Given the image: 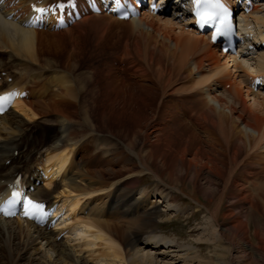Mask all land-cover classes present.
I'll return each mask as SVG.
<instances>
[{
    "label": "bare ground",
    "instance_id": "1",
    "mask_svg": "<svg viewBox=\"0 0 264 264\" xmlns=\"http://www.w3.org/2000/svg\"><path fill=\"white\" fill-rule=\"evenodd\" d=\"M11 1L3 7L6 15L26 11L31 2L18 0L10 8ZM260 10L255 7L247 20L264 30ZM6 15L0 16V56L6 58L0 61V72L13 79L3 86L28 95L0 117V190L18 174L33 184L37 174L29 161L44 150L49 181L54 175L60 180L51 194L39 187L35 197L48 200L58 189L74 195L66 196L69 211L80 207L85 216L75 219L76 228L69 225L72 232L81 243L104 244L111 251L106 257L123 263V256L126 264H159V256L147 246H164L160 255L174 253L164 238L147 236L144 247H138L137 237L150 233L146 230L160 213L152 204L147 207L149 196L159 194L169 215L168 209L179 201L178 192L197 205L195 211L208 213L207 224L218 245L211 243L213 254L202 264H264V94L252 92L238 76L264 77V56L249 73L242 66L251 65L245 56H221L171 11L128 22L91 15L51 33L52 43L77 50L78 37L92 32L100 50L112 36L122 41L116 54L128 58L133 68L116 75L113 64L105 67L107 60L100 68L87 64L80 75L69 54L61 65L58 56L43 61L42 32L24 29ZM263 30L254 43L264 41ZM16 66L22 71L7 73ZM105 91L127 94L132 101H104ZM49 115L55 132L36 142L26 121ZM146 174L155 179L156 192L143 189L131 200L132 189ZM126 217L128 222H119L130 226L129 232L115 222ZM7 221L0 219V264H30L32 251L41 253L47 264H89L76 257L68 241H57L55 232ZM180 249L183 257L195 254L191 245Z\"/></svg>",
    "mask_w": 264,
    "mask_h": 264
},
{
    "label": "rangeland",
    "instance_id": "2",
    "mask_svg": "<svg viewBox=\"0 0 264 264\" xmlns=\"http://www.w3.org/2000/svg\"><path fill=\"white\" fill-rule=\"evenodd\" d=\"M49 2H51V1H49ZM263 12H264V10L263 11L260 10L259 16L264 15V14H262ZM251 22H253V21L251 20ZM256 25L258 27H261L258 24H256ZM37 32H39V31H37ZM263 32H264V30H263ZM49 35H50V33H48V32H42V34H40V36L42 38V42L44 41L41 44L42 52L44 53L42 56L43 61L48 62L50 60V58L58 56L59 58H57L56 60L59 63V65H61L64 58L69 54L70 56H72L73 61L78 65V71H81L82 69L84 71V67L87 64L93 65L92 67H94V68L95 67L100 68L101 65L104 64L107 60H109V61H108V63H106L105 67L107 68L109 66V64H111V65L113 64L112 65L113 66L112 67V73L116 74V75L121 74L122 72H124L125 69L130 70L133 68V64L131 63V61L125 57H123V59H122V61L124 62V66L126 65L124 67V70L122 69L120 71V68H118L116 66L115 54L121 50V43H122V41L118 38H114L112 36L107 37L104 40V42L102 43V47L100 48V50H101L100 51L99 48L95 49V46H94L95 45L94 42L96 41V37L93 35L92 32L91 33L86 32L85 34L80 35L78 37V43L79 44L77 46V50L72 49L73 50L72 51L71 48L68 47L67 45H58L56 42L52 43L53 42L52 39H54V38L50 37ZM76 36H78V35H76ZM256 36H258V35L256 34ZM249 55L250 54H248L247 56H249ZM254 55H256V56H254L253 58H248V59L246 58L247 61H250V63H252L250 66L249 65L245 66V64L242 65V62H240L241 65L243 66V68L245 70H247V72H249V73L253 70H256L255 64L257 63L259 57L264 56L263 53H255ZM247 56H245V57H247ZM4 57L5 56L1 55L0 61L6 62V58H4ZM97 65H98V67H97ZM15 68H16V70L15 69H11V70L9 69L10 71L8 70L7 72L8 73L9 72L16 73L17 69L22 71V69L19 68L18 66H16ZM114 71H116V73ZM78 73L79 72H77V74ZM2 74H5V73L0 72V76H2ZM235 74H237V73H235ZM103 75H105V72ZM242 75H243L242 72H238L239 78L241 76L242 80L245 81V84H246V80H245L246 77H244ZM81 77L82 76H80V78ZM103 79H106V78L103 77ZM236 82H238V81H236ZM3 87L5 88V86H3ZM100 88H102V87L100 86ZM102 97H103L104 101L110 100L113 102V104H115V103L118 104V103H122V102L126 103V102L132 101V97H130L129 95H127V94L115 95V94H113L112 91L102 92ZM117 109H118V105H115L114 110L112 112H114V114H116ZM26 122H27V125L32 128L36 142H40L41 140L49 138L55 132V126H54V124H52L53 123V116L52 115H49L47 118L42 119V120L39 118H34L33 120H27ZM42 122H44V123H42ZM43 153H44V150L40 151L39 153L32 154L31 159L29 161L30 166L32 168H34L36 174L38 173V171H37V169H35V166L38 163L33 162V164H32V161L33 160L36 162L42 161V160L44 161L45 157H43ZM45 161H44V164H42L41 166L46 165ZM59 177L56 178V176L54 175V179H52L51 181L48 180L50 184L47 185L45 183V187H47V189H44L43 187H41V188L45 192H49L51 194L52 191H54V189L56 188L55 185H57V183H59V182H57L60 180ZM53 186H54V188H53ZM143 189L147 190V192H152V193L156 192V181L149 174H146V175H144V177H141V183L132 189L134 191V193H133L134 195L132 196L131 200H134V199L140 197L139 193ZM60 190L62 191V189H58L56 193H53L50 196V198L48 200H50V199H54V200L52 202H50L49 204H53L54 202H58V201H62L63 204H66V203L68 204V202H69L68 198L69 197L73 198L72 196H74V195L71 194V196H69L70 194L68 193V190H66V192H64V193H63V191H65V190H63L62 192ZM61 193H63L64 195ZM176 193L178 194L179 201L176 202L171 208L168 209L167 212H169V215H165L166 214V210H165L166 204L163 203L164 200H163V198H160L159 194H157V195L151 194V196H149V198H148L149 201H148L147 207L151 206V204H152L153 206H156V211L160 212V213L153 217L154 218L153 224L151 225V227L149 229L146 230V231H150V233H147V234L142 233L137 237L139 239V242L137 243V245H138V247H144V246H142V242H143V240H145L147 238V236H150V235H153V236H156L159 238H164V239L170 241L169 246L171 248L169 249V251H173L174 253L160 255L159 253H160V251H162L164 246H161V247L158 246L155 248L147 246L148 250H149V248L154 249L153 251L156 254V257L159 256L158 257L159 264H197L196 262H198V261H200V263L202 264L205 261L210 260V256L213 254L212 250L210 249V246L212 245L211 243H214L213 239H215V236H213V234H211L210 228L208 227V224H207L208 223V219H207L208 213L203 208H199L200 210L195 211L197 209L196 208L197 205L194 202L190 201V199L179 194L178 192H176ZM56 194L57 195L61 194V195L57 196ZM66 196H69V197H66ZM65 199H67L68 201L67 200L65 201ZM64 201L66 203H64ZM70 209L71 208H69V210ZM118 213L119 212H116V214H118ZM77 214H78L79 220H80V218H84V216H85L84 214H82L80 207L74 213V218H75V216H77ZM119 215H114L113 217L116 218ZM167 217H169V219ZM128 218L129 217H126V219L125 218L115 219V222H119V221L128 222L127 221V220H129ZM165 219L166 220L168 219V220L166 221ZM75 223L76 222L74 220L73 221L74 227L72 226V223H70L72 229L77 227L75 225ZM122 223L119 222V224L122 225L123 229H125L129 232V229H127V228L128 227L130 228V226H128L126 223H124L126 225L125 226ZM13 226H15V225H13ZM69 227L70 226H68L67 229H71V227L70 228ZM71 231H73V230H71ZM60 232H58V233L55 232L56 237H57V235H59ZM74 232H71V234L65 235L60 241L61 242L65 241V240L68 241L67 242L68 246L73 247L74 250L77 252L76 257L87 259L89 264H126V263H124L126 261V259L123 256H122V258L124 260L123 263L120 262L119 260H115L111 257H106V255L110 254L111 251H109V249L107 247H105L104 244L98 245L99 244L98 243L96 246H92V245H90L91 244L90 241L87 242L86 244H84L83 242H86L87 240H85L81 243L82 240L79 241V237L77 238V236H76L78 233L77 232L74 233ZM69 235H71V236H69ZM77 240H78V242H77ZM143 243H145V242H143ZM183 245H189V246L191 245V247L193 248V252H195V254L190 255V257H183V255H182L183 252H181V249H180V247ZM217 245L218 244L215 242L213 246L216 248ZM178 249H180V250H178ZM220 251L222 252V250H220ZM78 252H80V253H78ZM177 252H178V255L179 254L182 255L181 256L182 258L178 257ZM195 255H196V258L194 260H191L192 257H195ZM31 256L33 259L30 260V264H47V262L44 261L41 253H39V252L34 253L32 251Z\"/></svg>",
    "mask_w": 264,
    "mask_h": 264
},
{
    "label": "snow or ice",
    "instance_id": "3",
    "mask_svg": "<svg viewBox=\"0 0 264 264\" xmlns=\"http://www.w3.org/2000/svg\"><path fill=\"white\" fill-rule=\"evenodd\" d=\"M212 6L214 8H220V9L223 8V6L220 5L219 3H216ZM57 7L62 12L66 10L65 5L63 3L59 4ZM67 7L68 8L75 7L74 0H69ZM153 8L155 9V5H153ZM35 11L43 13L44 9L36 8ZM224 11L226 12V10H224ZM196 14H197V16L200 17L201 23L212 22L215 18L214 14H203V13H201L200 8H199V0H198V7H197ZM217 34H220V29H217ZM215 38H216V36H213L214 40H215ZM12 95H14V94L2 96V97H0V101L10 100ZM12 196H13V199L9 200L7 202V204L5 205V207L0 208V211H2L4 215H14V212L9 211L8 209L11 208L15 204L16 199L19 197V193L13 192ZM24 207H25V215L29 216L30 218H35V214L39 213L42 210V205L34 203L32 200H28Z\"/></svg>",
    "mask_w": 264,
    "mask_h": 264
}]
</instances>
